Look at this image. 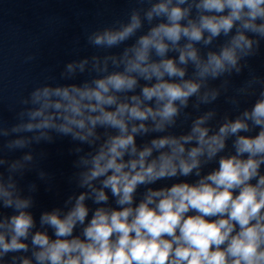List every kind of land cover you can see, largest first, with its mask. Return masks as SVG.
Returning a JSON list of instances; mask_svg holds the SVG:
<instances>
[{
	"label": "clouds",
	"instance_id": "obj_1",
	"mask_svg": "<svg viewBox=\"0 0 264 264\" xmlns=\"http://www.w3.org/2000/svg\"><path fill=\"white\" fill-rule=\"evenodd\" d=\"M139 2L147 6L87 36L98 49L124 45L118 54L68 62L63 80L90 78L37 86L17 123L0 122V140L11 137L0 146V264H264V78L250 73L227 97L234 116L201 111L258 54L264 0ZM53 134L90 149L74 148L84 191L42 212L37 228V187L20 183L34 156L4 150Z\"/></svg>",
	"mask_w": 264,
	"mask_h": 264
},
{
	"label": "water",
	"instance_id": "obj_2",
	"mask_svg": "<svg viewBox=\"0 0 264 264\" xmlns=\"http://www.w3.org/2000/svg\"><path fill=\"white\" fill-rule=\"evenodd\" d=\"M146 6L139 0H0V122L7 127L17 123V113L25 107L21 100L27 98L37 86L46 83H80L90 78L85 73L76 76L73 81H66L61 78V72L74 59L118 54L124 45L110 50L98 49L88 43V34L113 26L117 21H124L133 8ZM147 27L146 24L145 30ZM223 39L221 37L216 43H221ZM248 63L249 67L240 75L230 78L229 92L222 93L213 105L202 106L201 111L214 107L218 113L217 119L225 113L233 116L236 114L227 97L233 95L234 90L249 79L250 73L264 78V41H261L258 54L249 58ZM215 83L218 84L219 81ZM254 99L255 97L242 98L240 108L250 107ZM188 111L192 109L189 108ZM180 130L176 129L178 132ZM53 135L54 141L51 143L41 141L11 153L4 150L9 160L29 151L34 156L35 166L25 172L20 183L25 191L30 184L37 187L32 194L34 206L31 209L37 228L42 212L64 208L69 196L84 191L74 179L79 171L75 162L84 153L76 154L74 148L81 146L85 153L90 149L87 145L73 141L71 137ZM10 138L0 140V146ZM147 139L148 137H138L137 143L142 144ZM230 145L231 142L229 147ZM216 166L212 163L205 171ZM40 172L45 173L44 179L40 178ZM177 179L195 182L196 177ZM173 182L175 181H160L153 187L170 186ZM142 192L143 189L138 191V198ZM86 203L90 208L96 206L91 200ZM109 203L116 207L114 199L110 198ZM4 211L11 213L10 209ZM49 234L51 235L50 229Z\"/></svg>",
	"mask_w": 264,
	"mask_h": 264
}]
</instances>
